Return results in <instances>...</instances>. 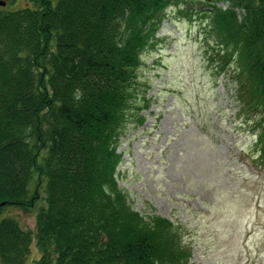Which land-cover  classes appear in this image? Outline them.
Segmentation results:
<instances>
[{
	"label": "trees",
	"instance_id": "trees-1",
	"mask_svg": "<svg viewBox=\"0 0 264 264\" xmlns=\"http://www.w3.org/2000/svg\"><path fill=\"white\" fill-rule=\"evenodd\" d=\"M186 1L27 0L0 11V215L34 209L40 190L43 202L34 234L0 221V264H25L32 244L33 264L189 263L175 226L133 211L116 180L120 140L141 112L142 55L164 12ZM204 1L212 63L219 74L234 67L240 114L257 131L252 164L264 169V0Z\"/></svg>",
	"mask_w": 264,
	"mask_h": 264
},
{
	"label": "rangeland",
	"instance_id": "rangeland-1",
	"mask_svg": "<svg viewBox=\"0 0 264 264\" xmlns=\"http://www.w3.org/2000/svg\"><path fill=\"white\" fill-rule=\"evenodd\" d=\"M207 4L168 8L154 47L142 55L141 112L131 111L120 140L117 185L146 221L159 217L175 226L191 250L188 264H264V169L252 164L257 131L240 114L234 67L219 74L212 63L218 55ZM27 6L14 0L0 11ZM39 195L34 209L6 208L0 221L12 219L34 234ZM38 259L32 244L25 264Z\"/></svg>",
	"mask_w": 264,
	"mask_h": 264
},
{
	"label": "water",
	"instance_id": "water-1",
	"mask_svg": "<svg viewBox=\"0 0 264 264\" xmlns=\"http://www.w3.org/2000/svg\"><path fill=\"white\" fill-rule=\"evenodd\" d=\"M5 6V2L0 1V7H4Z\"/></svg>",
	"mask_w": 264,
	"mask_h": 264
}]
</instances>
